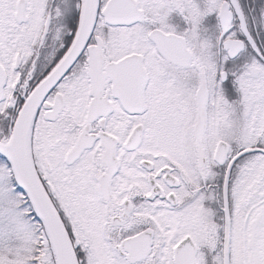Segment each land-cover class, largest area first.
<instances>
[{
  "label": "snow or ice",
  "instance_id": "6c2138e0",
  "mask_svg": "<svg viewBox=\"0 0 264 264\" xmlns=\"http://www.w3.org/2000/svg\"><path fill=\"white\" fill-rule=\"evenodd\" d=\"M0 264H264V0H0Z\"/></svg>",
  "mask_w": 264,
  "mask_h": 264
}]
</instances>
